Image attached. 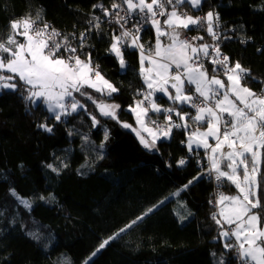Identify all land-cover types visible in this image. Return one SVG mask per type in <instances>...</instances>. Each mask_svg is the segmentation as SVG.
I'll use <instances>...</instances> for the list:
<instances>
[{
    "label": "trees",
    "instance_id": "16d2710c",
    "mask_svg": "<svg viewBox=\"0 0 264 264\" xmlns=\"http://www.w3.org/2000/svg\"><path fill=\"white\" fill-rule=\"evenodd\" d=\"M112 2L0 0V36L9 34L11 19L29 14L35 19L37 11L42 22L69 37L89 30L88 20L92 15L100 16V29H91L83 51L91 52L105 78L119 92L108 98L92 89L85 91L119 104V119L133 123L128 106L139 98L136 93L143 84L138 55L132 50L125 52L129 67H119L107 52L109 34L118 26L109 24L107 17L92 7L102 3L110 8ZM210 10L220 14L221 51L230 63L239 61L250 69L251 78L243 83L260 94L264 88V0H203L201 8L191 12L206 14ZM151 32H142L145 47L154 44ZM203 32L186 34L192 37ZM72 43L76 46L78 42ZM22 92L0 91V264H84L86 260L88 264H217L221 257L236 264L234 255L215 239L217 225L208 200L217 185L206 175L193 179L201 175L198 161L203 160V150L199 156L188 152L181 143L186 139L183 129L173 130L170 139L158 140L150 151L134 131L101 117L86 97L75 94L87 112L56 121L43 105L35 107L23 99ZM156 96L158 103L170 106L166 97ZM88 112L97 116L99 125L91 126ZM41 123L53 131L38 127ZM180 158L187 163L178 166ZM49 164L59 172L47 167ZM261 171L264 173V163ZM189 181L193 183L184 189ZM10 189L29 200L31 210L20 204ZM220 191L234 193L236 189L225 183ZM154 205L159 207L120 231ZM29 232L37 233L39 239H33ZM114 235L115 239L91 255Z\"/></svg>",
    "mask_w": 264,
    "mask_h": 264
},
{
    "label": "snow or ice",
    "instance_id": "6c2138e0",
    "mask_svg": "<svg viewBox=\"0 0 264 264\" xmlns=\"http://www.w3.org/2000/svg\"><path fill=\"white\" fill-rule=\"evenodd\" d=\"M202 3L203 0H113L110 8L102 3L92 5L103 17L109 18V24L118 26L109 34L107 52L119 67L122 70L129 67L125 52L132 50L138 55V75L143 84L136 95L141 99L135 100L134 106L129 105V111L134 114L140 130L119 119V104L107 103L85 91L92 89L100 97L108 98L119 92V88L105 78L91 52L83 51L91 29H100L102 21L97 15L88 20L89 30L78 36L73 33L71 37L42 22L39 11L35 19L30 14L11 19L9 34L0 36V91L23 89V99L35 107L43 105L56 121L73 113L87 112V107L76 98L75 94H79L91 101L101 117L114 119L122 127L136 132L140 143L150 151L161 138L170 139L174 128L183 129L186 140L181 143L188 152L199 156L203 150V160L198 161L201 175L193 179L206 175L217 185V191L209 200L214 209L211 218L217 225L215 239L222 241L223 249L234 255L236 264H264V173L261 171L264 88L257 94L246 86L243 81L251 78L250 69L239 61L230 63L229 57L221 53L219 43H197L203 41L204 36L185 35L187 31L203 30L214 42L221 39L219 12L210 10L204 16H192L181 11L185 6L200 9ZM146 29L154 31L155 43L149 47L141 43V33ZM74 40L78 42L76 46L72 43ZM205 62L212 66L211 75ZM157 93L166 96L171 101L170 106L158 104ZM185 106L193 109L194 114L185 111ZM150 112L163 114L165 123L152 120ZM88 115L92 127L100 124L95 114L88 112ZM173 115L177 120H173ZM38 127L49 133L53 131L47 123ZM142 131L151 139L145 138ZM84 139L87 141V136ZM107 139L105 129L104 140ZM186 163L185 158L177 161L178 166ZM47 167L59 172L52 164ZM192 183L189 181L184 189ZM225 183L235 187V194L220 191ZM10 193L31 210L29 200L15 189H10ZM158 207L149 208L120 231L131 228ZM28 235L39 239L35 232ZM115 238L114 235L101 242L91 255L95 256ZM217 264L233 262L221 257Z\"/></svg>",
    "mask_w": 264,
    "mask_h": 264
},
{
    "label": "built area",
    "instance_id": "2783aa9c",
    "mask_svg": "<svg viewBox=\"0 0 264 264\" xmlns=\"http://www.w3.org/2000/svg\"><path fill=\"white\" fill-rule=\"evenodd\" d=\"M181 11H185V12H188L190 15H191V11L187 8V6H185V7H183L182 9H181ZM192 15L193 16H204L202 13H192ZM108 19L109 18H107V20L106 21H108ZM220 27H221V22H220ZM201 31H203V30H201ZM206 33V32H205ZM141 35H142V33H141ZM207 35V34H206ZM187 37H190L189 35H187ZM207 37H208V39H210V41H209V44H212V43H219V46H221V43L222 42H220V40L218 41V42H214L212 39H211V37H209L208 35H207ZM220 51H221V49H220ZM221 53L223 54V55H226L224 52H222L221 51ZM227 56V55H226ZM205 66L206 67H209V66H211L210 64H208L207 62H205ZM212 67V66H211ZM138 99H141V97L139 96V98ZM166 107H168V106H166ZM184 110L185 111H189V112H194V110L193 109H190V108H188V107H186V108H184ZM152 120H156L158 123H160V124H163V123H165V120H164V116H163V114H161L160 116H154L153 118H152ZM173 120H177V117H175L174 115H173ZM173 130H176L175 128L173 129ZM213 183L216 185V182H215V180L213 179ZM208 203H209V200H208Z\"/></svg>",
    "mask_w": 264,
    "mask_h": 264
},
{
    "label": "crops",
    "instance_id": "0c3cea01",
    "mask_svg": "<svg viewBox=\"0 0 264 264\" xmlns=\"http://www.w3.org/2000/svg\"><path fill=\"white\" fill-rule=\"evenodd\" d=\"M187 8H188V6H187ZM188 9H190V11H192V8L189 6V8ZM192 13L193 12H191V15H192ZM193 16V15H192ZM163 19V18H162ZM206 33L205 32H203L202 34H198L197 36H204V38L205 37H207L206 35H205ZM151 35L153 36V31L151 32ZM185 35L187 36V34L185 33ZM197 43H209V42H207L206 41V39L204 40V41H197ZM208 69H209V74L211 75V66H209V67H207ZM221 78L223 79L224 77L221 75ZM157 94H161V93H157ZM156 94V95H157ZM161 95H163V94H161ZM164 96V95H163ZM164 97H166V96H164ZM167 98V97H166ZM157 102V101H156ZM158 103V102H157ZM158 104H160V103H158ZM160 105H162V104H160ZM163 106V105H162ZM163 107H165V106H163ZM185 107H187V106H185ZM193 114H194V112H193ZM154 117V116H153ZM152 118V117H151ZM204 129L202 128L201 129V131H203ZM211 142V141H210ZM187 148V147H186ZM202 150V149H201ZM227 194H229V195H233V194H235V192L234 193H227Z\"/></svg>",
    "mask_w": 264,
    "mask_h": 264
},
{
    "label": "rangeland",
    "instance_id": "374dc122",
    "mask_svg": "<svg viewBox=\"0 0 264 264\" xmlns=\"http://www.w3.org/2000/svg\"><path fill=\"white\" fill-rule=\"evenodd\" d=\"M190 10V9H189ZM188 13V12H187ZM189 14V13H188ZM190 15V14H189ZM153 37H154V31H153ZM154 43H155V40H154ZM162 94V93H161ZM133 106H134V103L132 104ZM128 110H129V106H128ZM132 113V112H131ZM133 114V113H132ZM133 118H134V122L133 123H128V122H126V123H128V124H130V125H132V127L133 128H136L137 130H140V126L137 124V121H136V118H135V116H134V114H133ZM153 118V117H152ZM151 118V119H152ZM125 122V121H124ZM149 127H154L153 125H151V124H149L148 125ZM128 129H130V128H128ZM132 130V129H131ZM136 133V132H135ZM142 135H144L145 136V138H148V139H151V137L149 136V134L147 133V132H143L142 131ZM162 139V138H161ZM186 140V139H185ZM227 194V193H226ZM130 224V223H129ZM129 224H127V225H129ZM126 225V226H127Z\"/></svg>",
    "mask_w": 264,
    "mask_h": 264
},
{
    "label": "bare ground",
    "instance_id": "6f19581e",
    "mask_svg": "<svg viewBox=\"0 0 264 264\" xmlns=\"http://www.w3.org/2000/svg\"><path fill=\"white\" fill-rule=\"evenodd\" d=\"M200 13H202V12H200ZM203 14V13H202ZM203 15H205V14H203Z\"/></svg>",
    "mask_w": 264,
    "mask_h": 264
}]
</instances>
